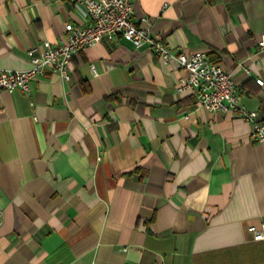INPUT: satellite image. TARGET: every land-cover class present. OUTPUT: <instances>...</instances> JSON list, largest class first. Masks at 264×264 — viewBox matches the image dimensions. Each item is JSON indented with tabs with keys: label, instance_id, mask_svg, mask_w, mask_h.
Listing matches in <instances>:
<instances>
[{
	"label": "crops",
	"instance_id": "1",
	"mask_svg": "<svg viewBox=\"0 0 264 264\" xmlns=\"http://www.w3.org/2000/svg\"><path fill=\"white\" fill-rule=\"evenodd\" d=\"M132 6L168 61L104 38L73 55L69 81L45 71L28 92L0 90V264H264L247 229L264 221V141L176 91V55L203 49L264 121V0ZM66 22L87 24L85 7L0 0V68L29 67Z\"/></svg>",
	"mask_w": 264,
	"mask_h": 264
},
{
	"label": "built area",
	"instance_id": "2",
	"mask_svg": "<svg viewBox=\"0 0 264 264\" xmlns=\"http://www.w3.org/2000/svg\"><path fill=\"white\" fill-rule=\"evenodd\" d=\"M71 1L85 7L89 22L85 25L66 22L65 37L60 43L52 44L45 40L38 52L31 47L27 51L30 66L26 69L0 68V90L19 89L28 92L31 82L45 71L57 73L63 80L69 81L73 55L81 49L99 45L104 38L115 40L121 36L129 40L135 48L147 44L163 61L173 57L169 46L160 39L151 37L147 30L133 20L132 0ZM142 20L145 21L146 17ZM257 43L264 50V33L260 35ZM176 59L186 70V76L177 83V92L193 93L198 104L210 112L219 111L241 117L250 125V137L255 142L264 141V121L258 120L257 112L241 102L237 84L229 70L212 62L203 49L188 54L181 52L176 55ZM90 67L94 71V67ZM255 81L260 85L264 83L260 77H256ZM247 229L254 240L264 239V221L259 226L249 225Z\"/></svg>",
	"mask_w": 264,
	"mask_h": 264
}]
</instances>
